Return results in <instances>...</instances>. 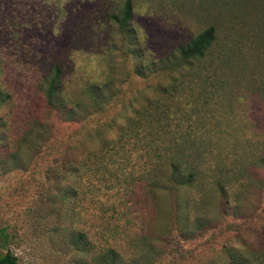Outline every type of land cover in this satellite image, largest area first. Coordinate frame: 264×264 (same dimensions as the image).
Wrapping results in <instances>:
<instances>
[{"label":"rangeland","instance_id":"1","mask_svg":"<svg viewBox=\"0 0 264 264\" xmlns=\"http://www.w3.org/2000/svg\"><path fill=\"white\" fill-rule=\"evenodd\" d=\"M123 2L0 0V227L8 239L0 253L8 249L16 264H101L60 238L72 223L95 247L106 241L118 250L123 264H264V0H130V36L112 18ZM207 26L215 38L203 67L212 69L220 51L232 59L219 70L227 86L205 114L216 126L207 163L232 165L241 177L227 189L229 202L210 191L195 208L187 199L196 195L184 190L177 213L171 192L137 190L130 199L95 174L82 177L78 198L57 200L65 162L94 147L88 132L122 123L129 101L166 83L157 60ZM54 65L65 102L53 110L44 81ZM89 84L101 87L97 101L82 92ZM135 157L110 167L128 170Z\"/></svg>","mask_w":264,"mask_h":264},{"label":"trees","instance_id":"2","mask_svg":"<svg viewBox=\"0 0 264 264\" xmlns=\"http://www.w3.org/2000/svg\"><path fill=\"white\" fill-rule=\"evenodd\" d=\"M131 11L130 0H124L120 12L112 15L120 31L128 36L131 31ZM214 33V28L207 26L186 43L178 45L174 53L158 59L157 68L165 71L166 83L157 84L151 96L140 97L139 101H129L130 110L122 116V123H100L92 132H88L96 140L94 147L88 149L84 156L65 162L64 174L60 175L62 183L53 191L57 200L64 203V200L78 198L79 194L85 192L80 185L82 177L95 174L104 183L110 179L116 180L118 185L125 188L124 194L130 199L137 190H142V195L145 192L150 198L155 196L156 190L171 192L179 208L176 209L177 213L183 202L180 193L184 190H192L196 195L187 199V203L193 204L195 208L197 206L194 205L201 203L204 195L210 191H216L222 203L229 202L227 189L240 183L239 171L231 168L232 165L221 164L219 160L214 161L213 165L206 160V154L211 151L209 143L213 142L208 131L216 126H211L210 121L205 120V114L209 112L212 97L223 93V88L228 83V78L220 75L219 70L229 68L232 63L229 54L220 51L212 69L203 67L205 65L201 62L214 45ZM140 67L148 66L141 64L137 69ZM53 68L52 75L44 81V96L48 107L54 110L62 108L60 104L65 101L59 85V70L56 65ZM100 91L101 87L96 88L93 84L82 89L83 94L87 93L95 101ZM132 102L135 104L132 105ZM71 108L72 105H68L69 111ZM110 132L112 135L107 136ZM127 152V157L123 158ZM131 152L136 156L134 162L141 161L137 169L133 167L134 162L129 164L131 167L128 170L120 172L110 167L117 162L118 157L129 160ZM137 182L141 185L139 183L137 186ZM104 186L108 187L107 184ZM129 198L120 202L125 209L132 205ZM66 210L71 211L70 205ZM192 217V223L199 224L198 216ZM71 224L62 228L65 233L60 238L75 253H89L101 264H123L118 250L106 241L105 245L95 247L94 242L85 237L84 231ZM102 227L110 235V229ZM7 241V234L0 227V250L6 247ZM141 249L142 247L139 248ZM136 259L130 258L128 264L134 263ZM231 260L230 264H251L244 259ZM0 264H16V256L5 249L0 253Z\"/></svg>","mask_w":264,"mask_h":264}]
</instances>
